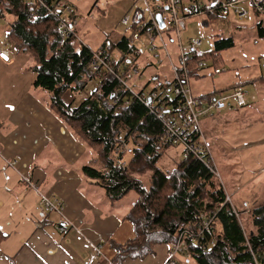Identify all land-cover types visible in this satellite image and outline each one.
Masks as SVG:
<instances>
[{
    "label": "trees",
    "instance_id": "obj_1",
    "mask_svg": "<svg viewBox=\"0 0 264 264\" xmlns=\"http://www.w3.org/2000/svg\"><path fill=\"white\" fill-rule=\"evenodd\" d=\"M55 1L0 0V19L9 18L5 39L13 50L26 53L31 59L29 69L35 73L32 88L46 94L47 107L86 146L87 161L77 165L84 182L100 189L104 200L111 204L135 193L122 217L130 223L133 236L124 243L106 240V246L114 251L110 261L122 264L125 259H142L153 254L157 244H167L171 249L180 233L188 231L194 236L185 238L181 256L185 264H264V201L248 208L236 206L232 198L225 201L226 182L217 178L203 159L193 154L183 156L180 146L166 142L167 117L185 110L181 108L182 95L165 92L169 81L159 66L163 52L137 47L136 40L128 34L115 41L106 40L92 50L75 31L65 36L58 29L59 13L50 12ZM180 1L178 16L182 19L178 30L165 29L164 36L170 41L176 38V44L177 40L187 44L194 38L184 42L180 25L187 16L201 10L200 0ZM216 1L204 0L202 8L213 16H230L216 9ZM256 3L261 10L250 2L249 17L254 30L249 34L264 39V0ZM142 12L135 8L133 18L141 16L139 20L143 21ZM75 16L76 13L71 18ZM237 25L236 30L242 29L243 25ZM234 45L233 36H218L210 49L191 54L182 68L187 79L201 77L202 70L218 69L222 51ZM111 50L118 55L116 58L111 56ZM95 54L109 58L113 73L103 71L80 102H66V92L86 88L88 65ZM170 58L180 65L178 54L175 59L170 54ZM151 66L155 70L143 86L139 85ZM150 91L157 92L159 101L151 97L144 100ZM214 97L215 93H211L196 98L204 105ZM247 106L248 102L238 108ZM163 110L166 116L161 117ZM199 125L201 130L200 121ZM198 137V130L194 129L191 138ZM145 173H149L146 184L142 178ZM204 222H208L206 226ZM104 245L100 244L102 248Z\"/></svg>",
    "mask_w": 264,
    "mask_h": 264
},
{
    "label": "crops",
    "instance_id": "obj_2",
    "mask_svg": "<svg viewBox=\"0 0 264 264\" xmlns=\"http://www.w3.org/2000/svg\"><path fill=\"white\" fill-rule=\"evenodd\" d=\"M122 1L132 14L160 0L152 6L147 0ZM64 2L78 13L75 0ZM108 2L114 3L99 4L105 7ZM93 7L100 10L96 1ZM8 29L0 30V48L9 56L7 62L0 59V264H113L109 258L114 251L106 248V240L124 243L133 236L131 225L122 219L128 209L119 208L121 201L106 202L100 189L84 182L77 165L87 161L86 146L47 107L46 94L32 88L31 59L13 50L5 39ZM253 46L222 51L227 53L223 66L229 72L210 77L211 69L202 70L201 77L187 81L195 97L215 93L218 98L236 89L246 94L247 107L238 108L231 98L224 109L200 119L201 132L215 143L216 166L219 170L220 163L226 171L220 175L226 191L238 207L264 201V73L257 63V75L248 76L241 69L239 76L237 70L264 57V50ZM64 100L75 104V93L66 92ZM37 189L62 209L45 211L38 204ZM114 206L117 211L111 209ZM61 226L67 231L62 233ZM102 243L107 257L97 259L95 248ZM168 250L167 244H157L153 254L122 264H163Z\"/></svg>",
    "mask_w": 264,
    "mask_h": 264
},
{
    "label": "built area",
    "instance_id": "obj_3",
    "mask_svg": "<svg viewBox=\"0 0 264 264\" xmlns=\"http://www.w3.org/2000/svg\"><path fill=\"white\" fill-rule=\"evenodd\" d=\"M55 2L57 4L53 6L50 12L53 15H57V13H59L57 25L58 29L61 30L65 36H70L75 31L76 19L71 18L75 15V10L72 6L62 0H56ZM250 2L256 5L255 7L257 10H261V6L256 3L257 0H217L213 4H216V9H219V12L222 15L232 14L237 19L243 20L249 17L251 9ZM180 6V0H160L156 6L148 7L147 16L144 17L143 15V21L139 20L141 16L133 18V11L132 14L128 13L123 15L120 19V24L124 26L123 34H128L133 40H138L141 36H144L146 39V47L149 48V50H160L163 52V57L160 58L159 66L161 72L169 81L168 85L165 87V92L176 96L182 95L184 107L181 106V108L185 111L183 114L167 117L164 133V137L167 140L166 142L180 146L183 156L193 154L197 156V158L203 159L211 172L221 180V176L211 151L213 142L208 140L200 130V116L204 113H212V110L221 111L227 105V100L229 101L231 98L236 100L237 105H243L246 103V94L245 92L236 89L229 94L218 98L214 97L211 99L210 103H206L204 105H202V102L198 101V99L192 94L187 83V74L182 68H184L185 61L190 57V55L198 50V47L202 44V40L194 38L187 44L182 43L181 40H177L178 57L180 62L179 65L175 64L170 58L168 47L163 39L165 29L173 28L170 30H178V26L182 19L178 16ZM210 9H208V11H210ZM200 12H202V10L198 13ZM157 13L161 14V18L163 20L164 26L162 28L159 27L156 21L155 16ZM147 25L149 26L145 29ZM140 32H142V34ZM5 57L7 58L5 59ZM0 59L5 62L9 61L8 51L6 48H0ZM110 63L111 61L109 58H104L103 55L95 54L88 65V76L86 77L85 86L90 84L92 81L95 83L96 79L102 75L103 71L106 73H113V67ZM199 65L203 66L204 63L199 62ZM220 71L221 69L219 68L214 70L215 73H219ZM149 97L158 99L159 101L156 91H150L149 94L147 93L146 96H144V100L147 101ZM253 98L254 97H252V99ZM181 108L179 106L177 107V109ZM159 115L161 117L166 116V112L163 110ZM194 129L198 130L199 133V137L197 139L191 138ZM37 192L38 204L39 206H42L45 211L62 209L59 202L57 203L51 200L46 194L40 192L38 189ZM225 201H231L229 194H226ZM242 207L248 208L247 202H242ZM207 223L208 222H204V226H206ZM60 230L64 233L67 231V228L65 226H61ZM189 235L192 238L194 236L188 231H182L180 233L177 242L171 247V249L168 250L166 260L163 264H185L182 259L179 260L176 256L183 253L186 246L185 238L189 237ZM98 255L102 256V248L100 245L95 248V257Z\"/></svg>",
    "mask_w": 264,
    "mask_h": 264
},
{
    "label": "rangeland",
    "instance_id": "obj_4",
    "mask_svg": "<svg viewBox=\"0 0 264 264\" xmlns=\"http://www.w3.org/2000/svg\"><path fill=\"white\" fill-rule=\"evenodd\" d=\"M98 2V5L100 7V10L93 7L94 2ZM108 1H114V3H109V5H106L105 7L100 6V2L102 0H75V4L78 9V13L75 16L76 23H75V33L80 38V40L88 45L92 50L98 49L101 44L104 41H115L120 35L123 34L124 26L120 24V19L124 15V13H129L128 11V4H126L122 0H108ZM155 0H147V2L152 6ZM183 3H187L188 0H182ZM206 3V2H205ZM204 0H200L198 4L200 5L199 8H201L202 12L192 14L190 16H187L185 19L181 22V39L185 42L189 37L191 38H199L202 40V44L198 47L199 51H206L212 47L213 40L217 38L218 36H233L235 40V46L239 47L240 45H250L253 46V44H257L253 46L254 50H264V42H260L259 39L252 38V36L249 33L253 32V26L251 23V17L243 20L237 19L234 15L230 14L228 17H219V16H213V14L208 13L205 9L202 7L204 6ZM154 6V5H153ZM152 6V7H153ZM143 12L142 14L144 17L147 16V9L145 6H142ZM9 17V16H8ZM233 21V22H231ZM9 22V18L0 19V30L3 28L8 29L9 25L7 24ZM243 25L242 29L239 31L235 28L238 27V25ZM173 37H175V34L172 33ZM164 40L166 42V45L168 47V50L172 56L173 59H175V56H177L178 49L176 44V38L173 41H170L165 38ZM135 44L139 48H143V46H146V40L142 36L139 38V40L135 41ZM111 56L117 57L115 51L111 50ZM145 53H147L145 51ZM226 52L221 54L222 63L220 65L221 71L220 74L224 73L225 71H228L227 68H224V58L226 56ZM210 63V61H208ZM261 62L264 66L263 57H259L256 60H252L246 65H239L238 71L239 76L240 70L242 69V73H247L248 76L251 75H257L256 70V63L258 64V67H261L264 73V67L261 65ZM155 68L153 66L149 67L147 71L144 73L143 77L138 81V84L143 86V84L148 79V75L150 72L154 71ZM229 72V71H228ZM229 74V73H228ZM226 73V77L229 78V76ZM228 75V76H227ZM264 75V74H262ZM218 76V73H215L214 71L211 72L210 77ZM94 81H92L90 84L86 86V88L83 90V92L79 91L75 93V104L80 102L82 99L85 98V96H88L90 93L92 87L95 85ZM229 92H221V95H226ZM216 95V94H215ZM218 96V95H216ZM71 101V100H70ZM262 112V110H260ZM264 112V111H263ZM213 155V153H212ZM214 161L215 158L213 157ZM172 162V161H171ZM216 162V161H215ZM219 168H222V165L218 163ZM218 168V167H217ZM219 174L222 176L226 175V171L221 169ZM222 172V173H221ZM233 172L231 169L230 173ZM233 174V173H232ZM149 173H145L143 175V182L144 184L148 183V176ZM135 193L130 192L124 199L119 203V208L122 209H128L130 206L131 200L133 199V196ZM250 207V206H249ZM113 211H117L118 208L111 207ZM120 211H123L119 209ZM130 224V223H129ZM106 248L109 250V248L106 246ZM108 253V252H107ZM104 253L102 252V256L98 255L96 258L104 257ZM182 254H179L176 256L177 259L181 260ZM106 257V256H105ZM104 257V258H105Z\"/></svg>",
    "mask_w": 264,
    "mask_h": 264
},
{
    "label": "water",
    "instance_id": "obj_5",
    "mask_svg": "<svg viewBox=\"0 0 264 264\" xmlns=\"http://www.w3.org/2000/svg\"><path fill=\"white\" fill-rule=\"evenodd\" d=\"M155 18H156V21H157L159 27L162 28L164 26V23H163V20L161 18V14L157 13Z\"/></svg>",
    "mask_w": 264,
    "mask_h": 264
},
{
    "label": "snow or ice",
    "instance_id": "obj_6",
    "mask_svg": "<svg viewBox=\"0 0 264 264\" xmlns=\"http://www.w3.org/2000/svg\"><path fill=\"white\" fill-rule=\"evenodd\" d=\"M7 57H5V59H6Z\"/></svg>",
    "mask_w": 264,
    "mask_h": 264
},
{
    "label": "bare ground",
    "instance_id": "obj_7",
    "mask_svg": "<svg viewBox=\"0 0 264 264\" xmlns=\"http://www.w3.org/2000/svg\"><path fill=\"white\" fill-rule=\"evenodd\" d=\"M212 222V221H211Z\"/></svg>",
    "mask_w": 264,
    "mask_h": 264
}]
</instances>
